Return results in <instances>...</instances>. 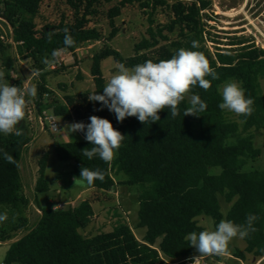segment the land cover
<instances>
[{
	"label": "trees",
	"instance_id": "16d2710c",
	"mask_svg": "<svg viewBox=\"0 0 264 264\" xmlns=\"http://www.w3.org/2000/svg\"><path fill=\"white\" fill-rule=\"evenodd\" d=\"M118 1L107 13L110 31L106 37L112 41L121 32L116 18L122 8L138 2L150 18L148 38L134 45V54L123 57L118 51L105 47L92 56L90 73L94 89L79 94L67 93L60 85L63 96L58 99L48 89V76L59 69H48L53 63L54 50L64 49V32L67 27L75 40V46L65 52L71 54L87 43L103 38L102 33L91 24L97 7L102 3ZM40 0H0V20L11 27V39L19 54H25L32 62L38 76L36 106L39 113L47 111L52 116L72 120L74 123H90L95 115L108 119L113 127L125 135L114 159L105 163L98 156L89 160L82 150L92 145L78 132L75 142H54V152L60 161L69 163L71 173L79 177L82 167L104 172V180H95L92 188L107 191L115 184L113 172L125 177L123 184L138 189V226L145 228L140 241L133 230L118 221L110 232L92 237L81 233L91 222L94 211L90 201L83 200L64 208L42 206L38 195L49 191V179L45 176L47 155L39 162L35 184V203L40 211L36 225L20 238L10 243L3 264H178L198 255L189 247L185 237L191 232L206 230L198 218L210 217L218 224L224 219L219 196L229 209L226 220L245 224L249 214H255L256 231L243 238L245 251L256 259L264 258V170H246L249 162L260 156L254 145L252 130L264 129V48L249 43L242 37L231 41L230 48L215 47L211 52L205 17L211 10L212 0H66L74 12L71 22L61 19L57 25L40 26L36 17ZM164 8L170 14L165 24L153 27V14ZM49 32H53L51 41ZM176 35V38L170 36ZM192 41L200 47L192 49L203 52L219 79L211 81L207 91L196 86L192 94H198L207 104L200 116L184 117L189 106L188 99L179 105V115L172 117L170 110L159 113L160 121L142 124L136 117L118 121L114 112L100 102H90L88 96L103 94L106 84L101 74V60L113 57L117 62L133 67L147 60L159 62L170 59L181 48L191 49ZM163 42V44H162ZM211 42V41H210ZM12 44L5 41L0 30V56L3 65L11 68L14 61L8 55ZM236 81L245 89L246 97L254 100V112L249 117L239 116L240 124L227 118L221 110L223 102L221 87ZM21 87V83H18ZM242 126V127H241ZM20 129V128H19ZM31 138L23 134L3 136L0 133V149L11 154L19 167L8 163L0 152V205L16 207L27 201L20 197L22 175L20 165L25 147ZM218 169V171H216ZM13 237L0 235V242ZM158 242V243H157ZM158 244L157 247L155 245ZM237 255L242 259L243 254Z\"/></svg>",
	"mask_w": 264,
	"mask_h": 264
},
{
	"label": "rangeland",
	"instance_id": "374dc122",
	"mask_svg": "<svg viewBox=\"0 0 264 264\" xmlns=\"http://www.w3.org/2000/svg\"><path fill=\"white\" fill-rule=\"evenodd\" d=\"M40 1V9L36 17L38 25H57L61 19L68 22L73 20L74 12L66 0ZM167 1L171 3L176 0ZM212 1V8L207 11V17H205L209 25L206 35L209 39L207 46L211 52H214L215 47L230 48L228 44L238 37L244 38L257 47L264 48V0ZM117 3L118 1L100 4L97 7V13L90 17L92 26L96 27L103 35L100 41L85 44L76 51L75 55L64 51L57 59L60 63L57 66L59 72L48 76L47 80L48 89L53 91L58 99L61 100L63 96L60 85H65L67 93L71 94H79L94 89V79L90 69L92 56L99 49L110 47L126 58L134 54L133 49L137 42L142 38L149 37L147 30L150 26V18L140 8L139 3L134 2L122 8L120 16L116 18V24L121 27V32L112 41L106 40L110 31L107 13ZM151 19L154 21L153 27H155L167 23L170 14L160 7ZM0 30L5 41L12 44L8 55L14 61L13 67L6 68L0 56V71L5 72V79L14 86H19L18 83H21L22 88L24 85L37 87L38 76L34 72L32 62L25 54L18 53L11 39V27L6 26L0 20ZM170 37L173 39L176 38V35ZM116 63L119 62L113 57L101 60V74L106 83L112 71H115L113 69ZM222 88L223 86L221 92ZM261 90L264 94V80L261 81ZM29 99L36 102L37 96L35 99ZM47 113L52 115L50 112ZM226 113L228 119L241 123L238 115L227 110ZM34 116L33 121H29L26 109L24 121H20L17 125L31 138V142L25 147L20 165L23 182L20 197L27 202L20 201L16 207L0 205V213L6 212L8 214V220L0 223V235L13 237L11 240L0 242V264H3L10 243L34 227L40 218V211L35 203V184L39 175V162L45 155H47L45 176L49 179V191L38 195L42 206L64 208L88 200L92 205L94 215L90 224L81 230L84 236L92 237L103 232H110L118 221H123L133 230L136 238L141 241L146 229L138 226L137 187L123 184L125 177L114 172L115 184L107 191L92 188L85 181L74 176L71 173L70 164L60 161L54 152V142H75L80 139L78 132L67 133L66 126L74 122L72 120L66 121L63 118L55 119V122L60 126V131L55 133L48 130L47 121H44L45 130H42L37 116ZM251 133L254 136L255 147L260 150V156L255 161L249 162L246 170H264V129L252 130ZM1 134L5 136L3 133ZM219 203L223 220H226L229 204L222 196H219ZM198 221L206 230H215L218 225L210 217L202 216L198 218ZM157 246L158 244L155 245V247ZM245 247V240L236 237L229 243L225 255L204 257L199 264H264V258L256 259L252 254L245 251ZM238 251L243 254L242 259L237 255ZM193 258L178 264H193Z\"/></svg>",
	"mask_w": 264,
	"mask_h": 264
},
{
	"label": "clouds",
	"instance_id": "9594fccd",
	"mask_svg": "<svg viewBox=\"0 0 264 264\" xmlns=\"http://www.w3.org/2000/svg\"><path fill=\"white\" fill-rule=\"evenodd\" d=\"M64 49L54 50L51 59L45 57L43 63L55 62L67 49L75 46V40L69 29H63ZM53 32H49L51 41ZM200 47L199 41H192L191 49L181 48L168 60L154 62L147 60L133 67H126L123 63H116L115 71L103 88V94L93 93L88 96L90 102H100L109 111L114 112L118 121L127 117H136L142 124L149 121H160L159 113L165 109L170 115H179V105L188 99L189 106L184 111V117L189 115L200 116L198 113L207 109V104L198 94H192L193 89L199 86L207 91L212 80L219 79L218 73L210 66L203 52L195 51ZM37 96V87L14 86L5 79V72L0 71V133L14 134L19 137L23 130L17 127L24 121L26 109L30 99ZM223 102L219 104L221 110H227L238 116L249 117L254 112V100L246 97L245 89L236 81H229L222 88ZM90 123L76 122L66 126L67 133L82 132L85 139L91 143V148L82 150L83 156L89 160L98 156L105 163L111 162L116 151L121 147L125 135L113 127L105 118L91 116ZM55 126V125H54ZM3 158L19 167L17 160L8 152L0 149ZM79 179L92 185L95 180H104V172L100 169L91 170L82 167ZM77 179V178H76ZM75 179V181H76ZM55 208L53 209V212ZM258 219L255 214H249L245 224H236L230 220H221L215 230L193 231L185 239L190 242L198 255L193 258V264L209 256H223L228 251L229 243L236 237H247L250 232L256 231L254 222ZM8 220V214L0 213V223Z\"/></svg>",
	"mask_w": 264,
	"mask_h": 264
},
{
	"label": "built area",
	"instance_id": "2783aa9c",
	"mask_svg": "<svg viewBox=\"0 0 264 264\" xmlns=\"http://www.w3.org/2000/svg\"><path fill=\"white\" fill-rule=\"evenodd\" d=\"M59 64L60 63L56 60L48 67V69H51V70L56 69ZM25 86L27 85H24V87ZM27 113H28L29 121H33V119L35 118L34 115L37 116L38 122L42 130H45L46 127H45L44 121H47L48 130H50L51 132H55V133H58L60 131V126L59 124L55 122V118L52 115H48L46 111H42L41 113L38 112L36 102L30 100V103L28 104V107H27Z\"/></svg>",
	"mask_w": 264,
	"mask_h": 264
}]
</instances>
